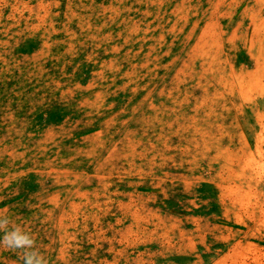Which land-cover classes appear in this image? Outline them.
Wrapping results in <instances>:
<instances>
[{
	"label": "rangeland",
	"instance_id": "obj_1",
	"mask_svg": "<svg viewBox=\"0 0 264 264\" xmlns=\"http://www.w3.org/2000/svg\"><path fill=\"white\" fill-rule=\"evenodd\" d=\"M0 214L50 264H264V0H0Z\"/></svg>",
	"mask_w": 264,
	"mask_h": 264
},
{
	"label": "clouds",
	"instance_id": "obj_2",
	"mask_svg": "<svg viewBox=\"0 0 264 264\" xmlns=\"http://www.w3.org/2000/svg\"><path fill=\"white\" fill-rule=\"evenodd\" d=\"M0 245L10 250H21L23 264H50L41 254L33 234L14 224L6 215L0 214Z\"/></svg>",
	"mask_w": 264,
	"mask_h": 264
}]
</instances>
